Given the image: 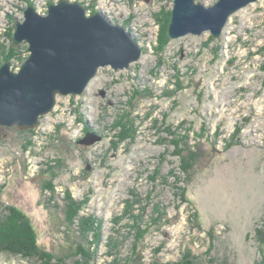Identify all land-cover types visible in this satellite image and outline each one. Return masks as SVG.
I'll list each match as a JSON object with an SVG mask.
<instances>
[{"label": "rangeland", "instance_id": "obj_1", "mask_svg": "<svg viewBox=\"0 0 264 264\" xmlns=\"http://www.w3.org/2000/svg\"><path fill=\"white\" fill-rule=\"evenodd\" d=\"M58 1L0 0V67L11 49L15 71L29 55L26 43L12 47L27 7L47 14ZM70 1L126 27L143 56L126 70L100 69L81 96H59L32 133L4 132L0 203L23 212L39 244L71 264L81 259L74 255L79 244L92 254L84 262L129 264L139 227L147 231L141 264L177 262L188 247L204 255L198 264H208L211 239L217 260L264 264L256 233L264 226V0L234 14L220 39L210 32L169 38L164 50L157 49V16L172 13L174 0ZM218 1L196 0L208 7ZM119 121L131 136L121 143ZM87 127L101 140L79 141ZM175 133L189 135L204 158L187 183L170 143ZM52 172L51 191L44 185ZM178 186L187 187L190 204L176 195ZM67 194L85 203L72 226L66 224ZM195 213L202 230L191 220ZM90 217L101 224L98 242L89 235L93 244L79 229ZM0 264L31 263L3 253Z\"/></svg>", "mask_w": 264, "mask_h": 264}, {"label": "water", "instance_id": "obj_2", "mask_svg": "<svg viewBox=\"0 0 264 264\" xmlns=\"http://www.w3.org/2000/svg\"><path fill=\"white\" fill-rule=\"evenodd\" d=\"M259 0H219L205 6L174 0L168 35L171 40L210 32L220 39L231 17ZM16 22L12 47L28 45L18 71L11 61L0 67V139L4 129L28 131L53 112L59 96H81L102 68L129 69L144 49L129 30L102 12L92 15L77 2L59 0L40 14L33 5Z\"/></svg>", "mask_w": 264, "mask_h": 264}, {"label": "trees", "instance_id": "obj_3", "mask_svg": "<svg viewBox=\"0 0 264 264\" xmlns=\"http://www.w3.org/2000/svg\"><path fill=\"white\" fill-rule=\"evenodd\" d=\"M93 13V12H92ZM171 12L162 11L157 18L160 23V36L158 39V45L159 47L157 49L164 50V48L167 46V44L170 42L169 36H168V26H169V16ZM167 15V16H166ZM166 16L165 18H163ZM17 52L16 50L11 49L10 53L5 60L11 61L13 59V56ZM18 57L20 54L23 55L22 51H18ZM23 58H21L22 60ZM26 60L24 58L23 62ZM5 61V62H6ZM125 123L118 122L117 126L123 127V135L120 140V143L123 141H126L131 136L129 134V131H126L125 129ZM191 130V129H190ZM8 131V129H4V132ZM34 130H30L29 132H33ZM85 135L84 137L79 140L87 145H92L95 142H98L101 140V135H99L97 132L90 130L88 127L85 129ZM191 132V131H189ZM126 134V135H125ZM189 134V133H188ZM174 138L170 141L171 145L175 147L176 155L179 157L180 164H179V171L185 176V181L183 182H189V179L191 178L192 174L195 172V168L201 167L203 165L202 160H204L203 157H201L200 152L196 151V147L190 145V137L189 135L184 136H177L176 133L172 134ZM158 173V172H157ZM50 176V175H49ZM47 177L48 179L50 177ZM50 180H46V189L48 190H54L55 186L53 183L54 180V173L52 172ZM182 179L180 177L176 178V181L179 185ZM176 189V195L181 198L183 203L190 204L191 202L186 196L187 193V187L186 186H178ZM65 203L67 204V219L66 224L68 226H72L75 224L76 219H78L79 212L81 211V206L85 203H78L77 201H74L70 194H67ZM163 215V214H162ZM165 215V214H164ZM165 217V216H163ZM80 221V234L81 239L83 241L89 242L90 244H93V242H98L100 239V230H101V224L98 222V220L95 217H90L88 219H81ZM192 221H195L197 226L202 230L201 225L198 223V217L196 216V213L191 219ZM71 228V227H70ZM149 231V229H148ZM94 232L95 237L94 241L91 242L89 235ZM147 231H142V229L139 227L137 230V237H136V243H135V258L129 262V264H141L142 263V256L139 255L140 251V243L144 239L145 234ZM256 233L259 237V240L261 243H264V226L262 228H257ZM212 236V234H210ZM77 251L75 252V256H80L81 259L75 260L72 264H89V262H84V259H92V254L90 252H87L82 245L77 246ZM184 254L182 258L173 263H167V264H198V261L200 258H202V255H198L194 253L189 247L185 249ZM214 250V242L213 239L209 242V248L205 251V256L209 257L208 264H231L228 261L224 260H217L215 257L212 256V252ZM8 254L10 256L15 257H22L24 260L28 261L31 264H71L69 261H67V257L64 255L56 254L52 251H48L44 249L39 244V237L37 234V231L35 227L32 225L30 219L21 212L18 208L14 206H3L2 203H0V254ZM135 262V263H133Z\"/></svg>", "mask_w": 264, "mask_h": 264}]
</instances>
